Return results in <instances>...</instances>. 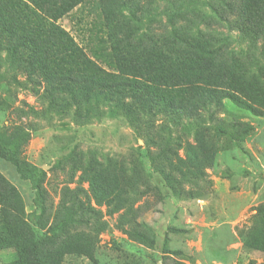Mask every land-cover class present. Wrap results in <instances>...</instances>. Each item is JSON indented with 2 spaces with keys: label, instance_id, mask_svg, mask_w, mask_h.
I'll return each instance as SVG.
<instances>
[{
  "label": "rangeland",
  "instance_id": "rangeland-1",
  "mask_svg": "<svg viewBox=\"0 0 264 264\" xmlns=\"http://www.w3.org/2000/svg\"><path fill=\"white\" fill-rule=\"evenodd\" d=\"M140 1L157 6V21L149 30L152 35L199 28L264 71V33L256 34V27L240 13L225 21L222 15L226 14L216 10L222 11L230 0ZM94 19L90 6L81 5L59 21L87 54H91ZM260 26L264 27V19ZM111 50L110 44L103 49L113 58ZM45 91L26 74L12 70L8 62L0 64L2 143L46 173L50 212L65 186H77L82 168L99 175L102 186L111 183L115 188L111 198L121 193L127 207L113 214L102 206L92 228L47 236L64 243L82 234L94 246L93 257L68 254L62 264H264V252L253 247V239L264 233V220L258 215L264 209V115L224 101V109L215 114L222 119L221 127L236 123L250 128L248 135L236 140L219 134L218 124L207 118L213 111L205 121L198 116L172 121L168 131L162 118L147 121L145 116L139 124L133 123L122 114L126 108L118 100L76 104L72 97ZM17 131L22 139L10 143L11 133ZM208 147L213 148L211 164L202 159ZM167 148L178 152V157L161 163L158 154ZM0 174L18 189L27 220L37 229L40 210L34 206L31 184L4 159H0ZM83 188L80 198L85 204L91 199L96 206L90 184ZM131 216L151 232L150 246L119 230V222ZM16 257L14 249L1 250L0 264Z\"/></svg>",
  "mask_w": 264,
  "mask_h": 264
},
{
  "label": "trees",
  "instance_id": "trees-1",
  "mask_svg": "<svg viewBox=\"0 0 264 264\" xmlns=\"http://www.w3.org/2000/svg\"><path fill=\"white\" fill-rule=\"evenodd\" d=\"M81 5H89L95 14L91 54L59 25L62 18ZM156 7L140 0H0V64L8 62L12 70L26 74L39 87L44 86L47 93L67 95L76 104L118 100L126 108L122 114L135 124L145 116L147 121L162 118L169 131L172 121L179 123L190 116L205 121V115L213 111L207 118L218 124L219 134L242 140L250 128L236 123L221 127L222 119L215 114L229 100L240 109L263 116V69L237 57L199 28H174L158 37L152 35L149 30L157 21ZM216 10L226 14L222 15L225 21L240 13L256 27V34L264 33L260 26L264 0H230L222 11ZM108 44L112 46L113 58L104 54ZM18 139H22L18 131L11 133L10 143ZM161 150V163H172L178 157L172 148ZM0 159L12 163L21 179L31 184L34 206L40 210L36 229L27 220L20 192L0 174V251L14 249L17 253L8 264H62L66 255L74 253L93 257L94 246L82 234L73 235L64 243L47 236L92 228L95 215L101 213L97 208L102 206L113 214L127 208L121 193L111 198L115 192L111 183L102 186L97 181L103 180L99 175L90 168H82L77 186L61 190L52 213L45 187L46 173L5 147L2 134ZM202 159L211 164L213 148H204ZM85 183L90 184L96 206L91 199L85 204L80 198ZM258 215L264 220V209ZM118 228L137 243H152L151 232L135 216L123 218ZM260 234L253 239V247L264 252V233Z\"/></svg>",
  "mask_w": 264,
  "mask_h": 264
},
{
  "label": "water",
  "instance_id": "water-1",
  "mask_svg": "<svg viewBox=\"0 0 264 264\" xmlns=\"http://www.w3.org/2000/svg\"><path fill=\"white\" fill-rule=\"evenodd\" d=\"M159 264H162V263H159Z\"/></svg>",
  "mask_w": 264,
  "mask_h": 264
}]
</instances>
